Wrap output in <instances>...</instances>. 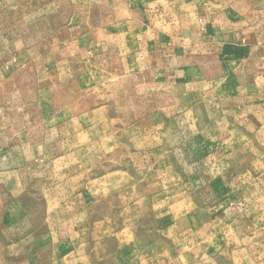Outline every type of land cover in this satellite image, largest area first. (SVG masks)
Returning a JSON list of instances; mask_svg holds the SVG:
<instances>
[{"label": "rangeland", "instance_id": "1", "mask_svg": "<svg viewBox=\"0 0 264 264\" xmlns=\"http://www.w3.org/2000/svg\"><path fill=\"white\" fill-rule=\"evenodd\" d=\"M126 223L264 264V0H0V264H119Z\"/></svg>", "mask_w": 264, "mask_h": 264}, {"label": "crops", "instance_id": "2", "mask_svg": "<svg viewBox=\"0 0 264 264\" xmlns=\"http://www.w3.org/2000/svg\"><path fill=\"white\" fill-rule=\"evenodd\" d=\"M159 205H160V207H162L161 206L162 204H159ZM154 206L157 207L158 205H154ZM154 210H156V209H154ZM79 218L80 217L76 216L74 220H77ZM197 218L200 221H197ZM197 218H195V219L193 218L195 220V223H196V224H194V228L195 227L203 228L204 226L207 225V224H205L206 221L202 220L199 217H197ZM157 219H160V217ZM162 220H164L163 221L164 224H162V223L159 224L162 221H158L159 223L157 222V225L152 227L149 230V232L151 234L154 232L162 233V235H163L162 239L165 242H167L168 240L169 241L172 240L175 242L177 240V237L175 236L174 232H176L178 230V227H179L177 224L178 218H176L175 220H171V221L169 219V223H166L167 220H165V219H162ZM140 221H141V219H139L136 223L140 224ZM158 226H159V228H158ZM74 227H77V226H74ZM134 227H136V224H129V223L127 224L126 223V224H124L123 227H121V229H119L115 234L112 235V237H115V240L117 241V245H116L117 250H119L120 252H123V250L128 249V251H130V254L120 253L122 255H121V259H120L121 262L119 264H160L162 259L163 260H165V259L170 260L169 253L163 247L159 251H157L156 254L155 253L150 254V252L144 248L142 243L140 241H138V235L136 236V233L134 232ZM156 228H158V229H156ZM6 240L9 243L14 242L11 239L6 238ZM49 240H50V238L48 236L46 238H40V239L36 240V242L37 243H48ZM50 242H51V240H50ZM52 242H53V244L55 243V244L59 245V237L57 240H55V238H53ZM62 242H63V240H62ZM153 242H155V241L153 240ZM158 242H161V241L157 239L156 243H158ZM162 244H164V243L162 242ZM82 247L83 246L81 245L80 240L76 239V236L73 237L72 254H71V256H69V258L75 259L76 261H79V262H80V260H83L82 259V254H83ZM45 250H48V248ZM102 250H103V252H97V253H94L93 255L89 254L88 256H86V254H84V256L87 258V259H84L85 264H97L98 262L101 263L104 260H107L112 256L113 250H110V248H108L107 244H106V246H104V248ZM62 253H64V252H62ZM62 253L59 251V252H55L53 254L54 255L53 257H52V254H50L47 257H43L37 251V252H35L36 257L35 256L34 257L36 259L42 258L43 260L46 258V260H49V262H48L49 264H53L57 258H63L65 256ZM50 261H51V263H50Z\"/></svg>", "mask_w": 264, "mask_h": 264}]
</instances>
